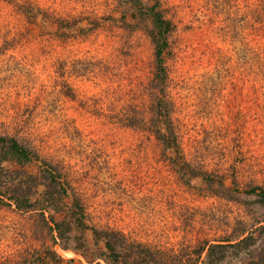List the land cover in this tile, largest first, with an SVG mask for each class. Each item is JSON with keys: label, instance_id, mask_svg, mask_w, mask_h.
I'll return each instance as SVG.
<instances>
[{"label": "rangeland", "instance_id": "374dc122", "mask_svg": "<svg viewBox=\"0 0 264 264\" xmlns=\"http://www.w3.org/2000/svg\"><path fill=\"white\" fill-rule=\"evenodd\" d=\"M157 12L173 23L164 83ZM246 40L264 47V0H0V139L37 156L0 142V264H106L91 228L180 264L253 236L221 264H264V203L249 193L264 188V69ZM163 98L192 177L153 133ZM76 203L89 230L67 231Z\"/></svg>", "mask_w": 264, "mask_h": 264}, {"label": "trees", "instance_id": "16d2710c", "mask_svg": "<svg viewBox=\"0 0 264 264\" xmlns=\"http://www.w3.org/2000/svg\"><path fill=\"white\" fill-rule=\"evenodd\" d=\"M155 1V0H152ZM158 5V3H157ZM154 13V8L151 10ZM154 25L158 30V42L156 43L157 50V78L161 83L166 81V70L162 61L163 49L166 46V37L172 28L173 23L169 20L164 19L159 12L154 15ZM247 39V36H246ZM259 47L254 49L248 40L245 41V53L247 59H252L256 61L262 68L261 64H264V47L262 44H258ZM258 50L262 54L258 53ZM164 93V90L162 91ZM173 109L171 108V103L166 98L160 101L157 107V116L155 120H152L153 133L157 140L162 143V146L174 153L176 156L181 158V162L177 164V168L182 172V174H189V170L193 169L191 163L187 162L184 155V149L180 142V138L176 132L174 122L172 120L171 114ZM143 118L141 115L134 116L130 122V127L139 126L138 123L142 122ZM0 142L7 143L10 151L21 161H32L37 158L36 154L32 153L30 150L26 149L20 145L16 140L10 139L6 140L1 138ZM44 165H48L46 162ZM49 168L53 166L48 165ZM195 174V172H193ZM53 175V174H52ZM195 176V175H194ZM69 187H71L69 185ZM70 189V188H69ZM260 191V192H259ZM259 192V193H258ZM250 194L257 195L260 197L262 203H264V188L255 187L250 190ZM14 203L21 207L19 203V198H11ZM84 206L80 203H76L72 209L71 218L73 220L72 224H66L67 231H71V226L74 225L82 230H89V227L84 221L85 213ZM63 224H57V229L62 228ZM93 233L94 239L97 243H103V248L105 249L104 254H102L101 259L106 264H176L180 261L176 259L177 254H171L167 251L152 250L151 248L143 245L142 243H137L129 239V237L122 232L106 228V229H90ZM256 244V239L253 236H248L235 244L220 243V244H208L206 247H202L194 252V257H196V263L198 264L202 257L204 260L202 264H221L225 261L228 255L231 253L236 257H239L242 253L249 252L252 247ZM232 251V252H231ZM264 254V253H263ZM54 255H56L54 253ZM56 257V256H55ZM192 259L193 257H189ZM58 261L65 262V264H75L74 261H64L62 258L58 257ZM261 261L264 262V255L261 257ZM185 262V261H184ZM183 262V263H184ZM90 264V263H89ZM97 264H102L98 262Z\"/></svg>", "mask_w": 264, "mask_h": 264}]
</instances>
